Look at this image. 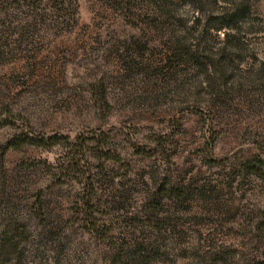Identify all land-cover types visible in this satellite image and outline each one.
Here are the masks:
<instances>
[{"label": "rangeland", "instance_id": "1", "mask_svg": "<svg viewBox=\"0 0 264 264\" xmlns=\"http://www.w3.org/2000/svg\"><path fill=\"white\" fill-rule=\"evenodd\" d=\"M73 1L61 18L48 5L0 3V235L11 203L24 220L33 194L55 188L46 166L65 153L62 145L25 146L2 158L9 141L105 131L132 166L116 164L111 174L136 185L131 211L141 209L154 174L191 188L186 202L165 195L163 224L115 225L114 240L121 235L129 249L156 241L153 264H192L195 242L202 253L224 250L219 264L264 261V174L234 165L264 157V0H165L164 8L160 0ZM199 44L198 64L185 51ZM156 139L166 141L171 163L159 149L135 152ZM62 188L46 195L56 197L53 215L67 219L83 192L69 181ZM78 224L47 223V238L0 264H111L110 246Z\"/></svg>", "mask_w": 264, "mask_h": 264}, {"label": "trees", "instance_id": "2", "mask_svg": "<svg viewBox=\"0 0 264 264\" xmlns=\"http://www.w3.org/2000/svg\"><path fill=\"white\" fill-rule=\"evenodd\" d=\"M5 1L7 0H0V3ZM13 1L19 6L27 5L36 10L41 8L42 5H48L60 18L70 15L74 2L73 0ZM159 4L164 8L165 0H160ZM165 14L168 15L166 11ZM225 35L226 37L230 36L228 33ZM205 50V47L199 44L195 54L189 50L185 53H187L189 60L196 61L199 64ZM116 138L117 136L105 131L100 132V134L96 133L91 137L80 136L75 139H72L69 135L53 134L46 137H33L25 134L24 136H15L1 149L2 158L10 150L19 151L25 146L50 148L51 146L62 145L65 153L58 158L56 163L47 164V173L52 181L49 187L55 188L39 189L33 194V201L28 200L27 205L30 212L29 217L22 220L20 214L15 213V210H18L17 204L11 203V218H9L3 233L0 235V258L8 255L18 256L31 247L34 239L47 238V235L53 232L54 227L48 231L46 225L52 221L56 224H59L60 221L66 224L74 221L79 223L78 225L91 237L110 246L113 250L111 264H121L124 260H131L134 256H138L142 264H153L159 258L158 253L161 252V248L156 241L147 242L144 237V241L134 242L132 247L135 246V248L132 249L131 247L129 249L130 243L125 238H121V235L119 237L120 242L114 240L115 236L112 231L115 225L121 227L122 223L132 227L163 224L166 221V217H161L165 205L163 199L169 196L179 202H186L191 194V190H189L191 188L173 182L171 176L162 175L163 177L159 178L158 175L154 174L153 183L151 185L145 183L148 189L146 191L147 195L141 200V209L131 211L136 185L117 184L111 175L115 171L116 164L120 165L122 163L120 166L126 167L127 170L132 168L130 163L124 161L118 151ZM165 144V140L156 139L150 145H145L146 147L138 145L135 147V152L147 157L150 151L155 152L159 149V153L164 156L167 162L169 161L168 163H171V159L166 155L169 152ZM133 145L136 146L137 144ZM234 165L245 174L258 176L264 174V157L258 154L253 155L251 159L249 158L241 164L236 163ZM65 181L76 183L80 188V192H83L81 198L78 196L70 203L71 207H69L67 219L65 217L68 213H63V216L60 213L53 215L56 213L53 207L50 208L49 205L50 203L55 205L54 199L56 197L52 201L46 195V190L56 189H58V195L66 194L67 192L62 188ZM59 205L60 202H58V207ZM110 209L113 212H109ZM261 216L264 219V212H261ZM195 218L200 219L199 215H196ZM31 220L38 222L37 227L30 224ZM134 222H138L137 225ZM55 226L58 227V225ZM199 245L198 242L192 245L194 250L192 264H206L207 262L219 264L225 261L227 254L224 250L213 248L211 251L202 253ZM246 264H264V261Z\"/></svg>", "mask_w": 264, "mask_h": 264}]
</instances>
